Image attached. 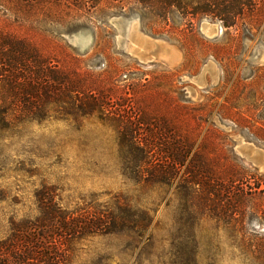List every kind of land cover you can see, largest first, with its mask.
<instances>
[{
	"label": "rangeland",
	"instance_id": "rangeland-1",
	"mask_svg": "<svg viewBox=\"0 0 264 264\" xmlns=\"http://www.w3.org/2000/svg\"><path fill=\"white\" fill-rule=\"evenodd\" d=\"M184 4L188 12L214 10L210 0ZM228 17L230 24L216 13L184 16L175 7L161 17L138 0H0V28L87 73L93 88L101 84L153 160L173 139L188 138L186 164L199 154L226 180L260 184L246 196L243 229L233 233L190 198L183 202L177 181L160 186L128 177L132 162L112 124L56 115L0 133V238L11 221L39 217L43 200L73 216L118 203L149 215L143 238L87 236L67 245L70 264L169 262L186 211L197 216L199 264H258L241 239L264 237V64L252 60L264 49V0ZM207 27L217 29L214 36ZM54 231L45 233L56 237Z\"/></svg>",
	"mask_w": 264,
	"mask_h": 264
},
{
	"label": "trees",
	"instance_id": "trees-1",
	"mask_svg": "<svg viewBox=\"0 0 264 264\" xmlns=\"http://www.w3.org/2000/svg\"><path fill=\"white\" fill-rule=\"evenodd\" d=\"M138 2L161 17L175 7L184 16L216 13L230 24L228 16L240 6H250L253 0H210L214 7L212 12L206 8L188 12L184 0ZM235 15L237 13L233 21ZM108 98L101 84L93 88L87 73L67 68L42 53L27 37L0 28V133L25 122H42L56 115L75 120L96 116L117 130L122 156L132 162L131 167L125 169L128 177L137 183L160 186H171L177 181L183 202L190 198L193 204L196 202L207 210L212 219L233 233H240L238 228L244 227L246 196L259 189L260 184L226 180L199 154L186 164L193 144L188 138L173 139L153 160L155 153L148 144L137 139L132 120L123 118L122 111L118 106H110ZM128 144L130 147L125 150ZM41 209L40 216L33 221H19L17 225L11 221L10 234L0 238V264H70L71 249L67 245L74 241L96 234L120 236L125 233L141 239L152 221L148 214L118 203L104 211L78 216L45 200ZM196 220L195 213L189 211L180 217L179 228L172 235L167 253L169 262L163 264H199V243L194 232ZM49 227L55 229L56 237L45 233ZM244 238L241 239L243 250L258 264H264V237Z\"/></svg>",
	"mask_w": 264,
	"mask_h": 264
},
{
	"label": "bare ground",
	"instance_id": "bare-ground-1",
	"mask_svg": "<svg viewBox=\"0 0 264 264\" xmlns=\"http://www.w3.org/2000/svg\"><path fill=\"white\" fill-rule=\"evenodd\" d=\"M217 32V29L214 30L212 27H207L205 33L209 36H214ZM252 60L259 62L261 64H264V49H256L254 50L253 58Z\"/></svg>",
	"mask_w": 264,
	"mask_h": 264
}]
</instances>
